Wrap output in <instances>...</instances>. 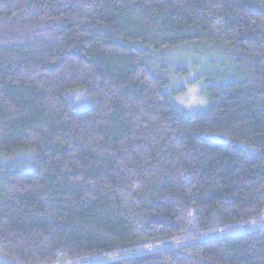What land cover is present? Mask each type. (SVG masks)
Wrapping results in <instances>:
<instances>
[{
  "label": "trees",
  "instance_id": "obj_1",
  "mask_svg": "<svg viewBox=\"0 0 264 264\" xmlns=\"http://www.w3.org/2000/svg\"><path fill=\"white\" fill-rule=\"evenodd\" d=\"M187 46L192 115L157 63ZM0 256L264 264V0H0Z\"/></svg>",
  "mask_w": 264,
  "mask_h": 264
},
{
  "label": "rangeland",
  "instance_id": "obj_2",
  "mask_svg": "<svg viewBox=\"0 0 264 264\" xmlns=\"http://www.w3.org/2000/svg\"><path fill=\"white\" fill-rule=\"evenodd\" d=\"M203 54H205L204 48L196 49L193 46H187L166 49L157 57L160 70L169 79L167 89L173 93V102L187 115L202 112L208 106V97L204 92L207 85L206 73L214 71L216 66L206 58L202 60ZM219 63H221L220 59H217V64ZM75 101L81 105L86 104L82 92L77 93ZM213 137L217 140L221 139L218 136ZM0 258L3 257L0 256Z\"/></svg>",
  "mask_w": 264,
  "mask_h": 264
},
{
  "label": "water",
  "instance_id": "obj_3",
  "mask_svg": "<svg viewBox=\"0 0 264 264\" xmlns=\"http://www.w3.org/2000/svg\"><path fill=\"white\" fill-rule=\"evenodd\" d=\"M214 237H217V236H212V237H210V238H214ZM189 243V242H188ZM169 247H172V246H169ZM164 248H166V247H163V248H160V249H164Z\"/></svg>",
  "mask_w": 264,
  "mask_h": 264
}]
</instances>
